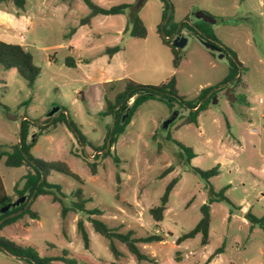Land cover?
<instances>
[{
    "label": "rangeland",
    "instance_id": "rangeland-1",
    "mask_svg": "<svg viewBox=\"0 0 264 264\" xmlns=\"http://www.w3.org/2000/svg\"><path fill=\"white\" fill-rule=\"evenodd\" d=\"M91 1L105 8L129 6L122 13L97 14L81 24L90 11L82 0H25L21 9L0 2V40L21 44L40 69L28 85L14 68L0 66V150L19 145L20 119L25 117L30 121L25 140L30 154L64 161L82 179L79 183L50 171L46 180L57 186L49 189L60 201H53L51 194L33 196L25 208L30 207L36 217L24 214L1 227L0 235L39 256H63L76 264L114 261L108 240L93 229L85 213L68 211L61 216L62 205L76 200L73 194L78 188L87 200L85 207L100 209L95 217L110 227L131 229L135 236L162 231L177 237L198 222L199 208L210 196L206 180L193 168L218 165L209 182L215 191L225 187L231 203L218 199L211 204L209 243L202 245L197 234L174 248L170 236L162 243L138 246L143 253L154 252L156 259L179 256L177 264H208L206 258L220 246L219 264H264V230L246 216L247 211L256 217L264 214V0H166L170 21L165 25L163 0ZM202 12L215 22L205 20ZM135 15L146 29L144 37L131 35ZM183 22L204 36L196 28L202 24L223 50L211 51L183 27L187 41L179 48L181 60L174 68L163 32L171 36V24ZM114 45L120 49L109 56L105 49ZM66 57L75 65H66ZM172 76L182 102H143L117 141L106 148L114 119V112L106 111L107 103L115 102L128 81L156 85ZM203 89L208 91L201 97ZM196 102H204L206 108L196 123H184ZM55 106L59 112L49 116ZM175 111V118L163 127ZM175 141L193 150L189 164ZM3 160L0 177L14 201L28 166H6ZM89 162H95V174ZM169 165L172 170L161 176ZM177 176L163 219L155 222L149 209ZM79 217L84 219L87 248L76 229ZM114 242L123 264H136L127 247ZM176 250L180 252L175 254ZM0 264L28 262L2 249ZM54 264L67 263L55 260Z\"/></svg>",
    "mask_w": 264,
    "mask_h": 264
},
{
    "label": "trees",
    "instance_id": "trees-1",
    "mask_svg": "<svg viewBox=\"0 0 264 264\" xmlns=\"http://www.w3.org/2000/svg\"><path fill=\"white\" fill-rule=\"evenodd\" d=\"M8 1L11 2L15 7L21 9L24 7L25 0H0V2ZM90 9L88 15L81 19V24L87 23L90 21V18L99 14V15H110V14H119L122 13L125 7H128L129 4H118L115 6H111L109 8H105L93 3L91 0H82ZM164 11L162 14V19L167 16L168 13V4L166 0H163ZM204 13V12H203ZM206 16H209L212 21H214V17L204 13ZM170 21V16L165 21L164 25ZM178 24H171V34L176 30ZM181 27H185L188 30H191L197 37L202 39H213V33L207 30L206 27L201 25H196L204 36L199 34L190 26H186L181 23ZM146 34V29L142 23V20L138 16H134L131 22V35L135 37H144ZM163 42L170 46L171 52L173 54L172 64L173 67L176 68L181 60V55L179 53V48L175 47L171 40H167L163 38ZM120 49L118 45L110 46L105 49V53L111 56L113 53L117 52ZM66 65H73V60L69 57L65 58ZM0 66L3 68H14L17 73L26 80L28 85H32L35 78L38 76L40 69L34 65L32 61L31 53L26 50L21 44L18 43H9L0 40ZM208 89L202 90V95L207 93ZM212 95V92L211 94ZM133 98L131 103H128L129 98ZM149 99H160L165 100L166 102L171 101L173 99H179L182 102V98L177 95L175 89V78L172 76L167 80L156 84V85H141L132 81H128L125 85L124 90L116 96L114 103H107L106 111L107 113L114 112L115 122L113 125L110 142L113 145L118 136L124 131L125 126L129 123L133 113L136 111L139 105ZM118 105V106H117ZM192 107H196L193 111L190 112L187 118L184 119V123H190L197 121V116L200 111L206 108L204 102L198 105L196 102ZM125 114V116H124ZM60 116H64L63 113L59 114ZM48 119V118H47ZM52 123L54 122L51 121ZM29 120L24 118L21 123V143L20 145L16 144L9 147V150H0V162L2 161L6 166L18 167L23 164L28 166V171L24 176V183L22 189L19 191L20 196L26 195V199L23 203L19 204L16 207H11L3 213H0V228L6 224H9L16 220L17 218L23 216L24 214H30L31 217H36L35 212H33L30 207H26V204L29 198L34 194V198L38 195L43 194H51L53 201H60L59 197L54 194L49 188L55 187L56 185H52L47 183L46 177L50 171H57L68 175L74 179H76L79 183H82L81 177L74 172L70 166L61 160H51L47 161L41 158H37L30 154L29 146L26 144V136L28 133V124ZM72 126V123H71ZM41 127L40 129H42ZM109 134V129L108 132ZM108 136V135H107ZM78 139L82 141L81 135L78 136ZM107 142V141H106ZM177 146L181 150V156L185 160L186 163H190V160L195 156L193 150L190 147L183 145L180 142L175 141ZM33 144V143H32ZM106 145V144H105ZM109 153L106 152V154ZM115 159H117L115 157ZM89 169L91 174H95L96 172V164L95 162H89ZM198 174L204 178L208 184L210 196L207 200L201 204L200 206V219L198 222L188 231L182 233L175 239L176 244H180L183 240L187 238H192L197 234H200V243L202 245L209 243V227L211 222V204L220 199L225 200L231 203L228 198L224 195L225 187L215 191L209 182V178L216 175L218 173V165L212 167L208 170H200L197 168H193ZM172 170V166L169 165L163 172L161 176L166 175L168 172ZM179 176L173 177L168 184L166 185L164 192L159 198V203L149 209V213L151 214L153 220L155 222L161 221L163 219L164 211L166 209L168 197L170 191L174 187V185L179 180ZM59 195L63 194L57 189ZM76 200H73L69 206L61 207V216L64 217L68 211H73L75 213H85L86 220L90 222L93 229L99 233L101 236L108 240V248L111 251L115 261L111 262V264H119L116 262L122 255L121 251L117 248L114 240H118L123 243L129 252H131L137 261H147L154 262V259L149 255L143 253L139 248V243H150V242H158L163 240L164 236L160 232H152L142 236H135L134 231L129 229L126 231H120L118 227H110L106 225L103 221L98 219L95 216L101 214V210L98 208L87 209L85 207V203L87 200L84 198L83 192L81 188H78L73 194ZM11 199L8 194L5 192L3 187V183L0 177V206L10 202ZM15 213V214H13ZM13 214V215H10ZM247 219L248 221L259 225V227L264 230V214L262 217H256L247 211ZM84 219L82 217L77 218L76 220V229L79 232L83 245L85 248L88 247L89 239L87 232L84 227ZM2 248L6 249L9 253L18 255L25 259L28 264H54L55 260H62L67 264H76L75 260L67 259L63 256H39L32 248L30 247H20L15 242L11 241L9 238H6L0 235V250ZM223 251V246L216 248V250L210 254L208 259L210 260L214 255ZM63 255H66V251H62ZM31 258V260H29ZM264 259V255H263Z\"/></svg>",
    "mask_w": 264,
    "mask_h": 264
},
{
    "label": "water",
    "instance_id": "water-1",
    "mask_svg": "<svg viewBox=\"0 0 264 264\" xmlns=\"http://www.w3.org/2000/svg\"><path fill=\"white\" fill-rule=\"evenodd\" d=\"M170 14H168L165 19L162 21V25L163 23L167 20V18L169 17ZM205 20H211L209 16H206V17H203ZM180 24L178 25L177 27V30L173 33V35L171 36H166L165 33L163 32V35L165 36V38L167 40H171L172 44L175 46V47H183L187 41V37L182 34V33H178V29L180 28ZM198 39L200 40V42L208 49H210L211 51H217V52H221V49L223 48L220 44H218L216 41H213L211 39H202V38H199ZM196 109V108H195ZM59 112V107L58 106H55L54 108L51 109V111L48 113L49 116H52L53 114L55 113H58ZM177 115V112H173V114L163 122V127H167V125L175 118V116ZM7 116L9 118H12V119H15V116L14 115H11L9 113H7ZM25 117H22L20 119V142H19V145L21 143V123H22V120L24 119ZM114 122H115V118L113 119V123L112 125L110 126V130H109V134H108V139H107V144H106V148L109 147L110 145V137H111V133H112V129H113V125H114ZM33 137V136H32ZM34 194H32V196L29 198L28 200V203L32 200ZM26 197L25 195H21L19 196L16 200L14 201H10V202H7L6 204L0 206V213H3L5 212L6 210H8L9 208L11 207H16L18 206L19 204L23 203L25 201ZM15 214V213H13ZM13 214H10V215H13ZM2 221V220H1ZM0 221V222H1ZM5 252H8L6 249L2 248ZM9 253V252H8ZM11 255H14V256H18V255H15V254H12L10 253Z\"/></svg>",
    "mask_w": 264,
    "mask_h": 264
},
{
    "label": "crops",
    "instance_id": "crops-1",
    "mask_svg": "<svg viewBox=\"0 0 264 264\" xmlns=\"http://www.w3.org/2000/svg\"><path fill=\"white\" fill-rule=\"evenodd\" d=\"M201 15L203 16V17H206V15L202 12L201 13ZM210 21H212V20H210ZM212 22H215V21H212ZM75 30V29H74ZM73 60V59H72ZM73 65H75L74 64V61H73ZM166 208H167V205H166ZM238 209H242L241 207H237ZM166 210V209H165ZM165 212V211H164ZM229 214H230V217L232 216H234V214H232V211L230 210V212H229ZM247 214V213H246ZM164 216V215H163ZM246 221V220H245ZM157 232H160L163 236H164V238H163V240H161V241H158L159 243H162V242H164V241H166L167 239H168V236H170L169 238H171V241H172V247L174 248V247H177V246H179V244H176L175 243V239L178 237H173L170 233H168V235L166 236V234L165 233H163L162 231H157ZM180 251L179 250H176L175 251V254H177V253H179ZM223 252V251H222ZM222 252H220V253H217L216 255H214L210 260L208 259V257L210 256H208L207 258H206V262L208 263V264H219L220 263V261H221V255H222ZM213 253V252H212ZM211 253V254H212ZM146 254V253H145ZM147 255H149L151 258H153L154 259V262H150L149 264H177V261H179L180 259H181V257H179V256H174V257H172V256H170V257H167V258H160V259H156V255H155V253L153 252V253H149V254H147ZM263 255H264V252H263ZM122 256V255H121ZM112 257H113V255H112ZM121 258V257H120ZM118 259L116 262H118L119 264H123V262L121 261V259ZM113 259H114V257H113ZM115 261V260H114ZM142 261H144V260H142ZM111 262H113V260H111V259H109V260H107V261H105V262H100V261H96L95 262V264H111ZM141 261H137V259H136V264H147V261H144V263L142 262V263H140Z\"/></svg>",
    "mask_w": 264,
    "mask_h": 264
},
{
    "label": "built area",
    "instance_id": "built-area-1",
    "mask_svg": "<svg viewBox=\"0 0 264 264\" xmlns=\"http://www.w3.org/2000/svg\"><path fill=\"white\" fill-rule=\"evenodd\" d=\"M19 38H20V40H21V41H23V40H24V37H23V35H22V34H20V35H19ZM132 99H133L132 97H131V98H129V100H128V103H131V102H132Z\"/></svg>",
    "mask_w": 264,
    "mask_h": 264
},
{
    "label": "flooded vegetation",
    "instance_id": "flooded-vegetation-1",
    "mask_svg": "<svg viewBox=\"0 0 264 264\" xmlns=\"http://www.w3.org/2000/svg\"><path fill=\"white\" fill-rule=\"evenodd\" d=\"M177 27H178V26H177ZM176 30H177V28H176ZM176 30H175V31H176ZM175 31H174V32H175ZM174 32H173V33H174ZM178 33H182V34H184L183 31H182V27H181V26H180V28L178 29ZM222 50H223V48L221 49V51H222Z\"/></svg>",
    "mask_w": 264,
    "mask_h": 264
}]
</instances>
